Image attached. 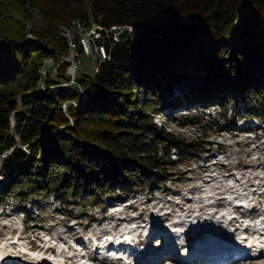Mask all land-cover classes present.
Instances as JSON below:
<instances>
[{
  "label": "trees",
  "instance_id": "trees-1",
  "mask_svg": "<svg viewBox=\"0 0 264 264\" xmlns=\"http://www.w3.org/2000/svg\"><path fill=\"white\" fill-rule=\"evenodd\" d=\"M73 19L134 29L66 85L67 61L57 78L44 68L69 50L59 24ZM168 96L224 111L243 101L264 117V0H0V197L103 206L157 187L191 158L148 115Z\"/></svg>",
  "mask_w": 264,
  "mask_h": 264
},
{
  "label": "rangeland",
  "instance_id": "rangeland-1",
  "mask_svg": "<svg viewBox=\"0 0 264 264\" xmlns=\"http://www.w3.org/2000/svg\"><path fill=\"white\" fill-rule=\"evenodd\" d=\"M32 21L39 26L44 24L37 12L32 16ZM78 21L82 20L61 22L60 33L65 35L63 31H71L70 35L73 38L71 24H77ZM29 25L27 22L26 27ZM93 27L94 24L91 28ZM27 36L40 38L36 32L35 34L29 32ZM90 51L92 52L88 50L87 55L78 57L80 64L77 77L95 73L93 64L97 54L96 50H93V53ZM60 52V58L55 60L56 64L60 63L62 56L69 57V50L66 51L68 55H64L63 50ZM74 52L72 50L71 54H75ZM49 64L48 58L45 60L44 70ZM48 69L50 74L57 78L56 68ZM43 83L44 80L42 85ZM65 84L75 83L71 81ZM153 95L154 93H150L149 97ZM250 99L249 103L255 97ZM167 100L172 101L171 104L164 102L155 108H148V115L159 131L171 132L183 150L188 151V155H184L191 158L165 173L163 178H159L157 187L138 188L129 196L131 198L129 202L119 201L118 198L111 201L108 196H105L103 206L96 201L93 204H84L75 197H69L64 202L53 192H47L46 197L39 203L35 201L34 194H31L26 202L16 195H3L0 197V261L44 264L42 260L44 257L51 260V263L46 264H62V255L68 253L63 251L71 250L70 243L84 241L85 244L89 238L100 239L117 232L126 239L127 234L134 237L140 231L150 232V225L147 223L144 225V218L150 217L152 212L154 215L159 211L167 212L171 220L169 219L166 225H169L171 230L173 228L181 230L187 219L194 224L196 220L210 216L212 205L205 208L202 204H208L206 202L210 201L222 202L219 197L222 194H226L233 202L250 203L248 195L252 192L253 184L264 181V117L249 118L243 101H240L238 106L235 103L229 104L228 110L224 111L217 105L198 109L195 101L191 104H185L184 100L182 103H176L171 96L166 97ZM251 108L255 110L254 103ZM248 126L251 129H245ZM178 152V148H172L173 160L178 159ZM6 180L7 176L0 174V190ZM147 199L150 200L148 203ZM83 209H86L88 214L83 212ZM142 212V218H138ZM224 212L221 219L229 220L231 209L228 208ZM83 213L89 216L82 215ZM260 221L264 224V219ZM137 223L140 224L139 227ZM133 227L137 230L130 231ZM37 235L44 240L41 242ZM32 237H37L38 240L34 241ZM39 241L45 248L40 247L32 252L35 257H17L21 253L20 250H24L23 246L32 245L35 249ZM261 242H264V238ZM49 246L55 248L47 249ZM77 253L70 252L80 259L82 255ZM89 262L86 258L81 261L82 264H90ZM162 262L159 264L171 261ZM234 263L243 264L242 261L228 262Z\"/></svg>",
  "mask_w": 264,
  "mask_h": 264
},
{
  "label": "built area",
  "instance_id": "built-area-1",
  "mask_svg": "<svg viewBox=\"0 0 264 264\" xmlns=\"http://www.w3.org/2000/svg\"><path fill=\"white\" fill-rule=\"evenodd\" d=\"M94 24V27L91 26ZM114 27L105 28L104 26L92 22L88 23L87 21H78L77 24H71V30L73 33V38L70 35L71 31H63L64 36H66L68 40L69 46V57L62 56L60 59V63L68 62V67L66 70L67 75L70 77V82L75 81L76 74V66L79 63L78 57L87 53L88 50H102L105 52V56L107 57V42L111 41H121L122 38L119 36V32L115 31ZM92 30V32H90ZM112 39V40H110ZM114 42V43H115ZM72 43V45H71ZM82 49V52L78 50ZM75 51V54H71V51ZM64 55H68L66 51H64ZM50 59V64L48 65L50 68H56L60 65V63L56 64L55 59L52 57Z\"/></svg>",
  "mask_w": 264,
  "mask_h": 264
},
{
  "label": "bare ground",
  "instance_id": "bare-ground-1",
  "mask_svg": "<svg viewBox=\"0 0 264 264\" xmlns=\"http://www.w3.org/2000/svg\"><path fill=\"white\" fill-rule=\"evenodd\" d=\"M73 24H76V23H73ZM65 27V26H64ZM69 27V26H68ZM91 52V51H90ZM93 53V50L92 52ZM96 58L98 57H105V52H103L102 50H96ZM84 55H87V53H84ZM89 55V54H88ZM92 55V54H91ZM90 55V56H91ZM92 57V56H91ZM93 59V58H92ZM94 60V59H93ZM80 61V60H79ZM95 62V60H94ZM79 64L80 62L77 64L76 66V74H77V69L79 67ZM94 65V64H93ZM76 74H75V78H76ZM150 200L147 199V203L149 202ZM212 203H209L208 204H202V207H208L209 205H211ZM147 208V207H146ZM157 213V212H156ZM162 213V214H161ZM216 213L215 211H211L209 214L210 216H205L203 219H200V220H196V222H194V225H193V229H196V228H201V227H208L209 229L213 230L215 233L217 234H220L221 233V230H220V227L219 225H215L214 221H211L213 219H216L217 221H219L223 227L224 230H227L228 229H232L231 228V222L229 220H224V219H221V215L219 216H216ZM161 214V215H160ZM194 215V214H193ZM143 216V212H142V215L139 216V218H142ZM191 216V215H190ZM168 217L169 215L167 214V212H162V211H159L158 214L154 215L153 212L151 213V216L148 217L147 219L149 220L148 223L150 224L151 226V229H150V232H152L154 229L158 230V232L161 233V236L159 237L161 240L159 241V245L154 247L151 243L148 244L147 246V251L149 253H151L154 257H158L159 255V251L161 250H164L166 248V242L168 241H171L172 240V236L173 234L170 232L171 231V227L169 225H165L163 224V220H168ZM189 218V216L187 217ZM146 219V220H147ZM145 220V221H146ZM188 221L187 222H190L189 219H187ZM186 222V221H185ZM208 222H211L208 224ZM207 223V224H205ZM213 224V225H212ZM144 225H145V222H144ZM140 224L137 223V227H139ZM119 227V226H117ZM192 228V226H191ZM116 229V228H115ZM137 230V228L133 227L130 231H135ZM145 232V231H144ZM157 232V231H156ZM227 234V233H226ZM141 234H139L138 236L140 237ZM229 237V236H228ZM114 238V236H113ZM112 238V239H113ZM127 238L128 240L130 241V239L132 240V235H129L127 234ZM216 239V243H214L215 245L219 244V239L218 238H214ZM213 241V240H212ZM259 245H261L260 243L261 242H258ZM252 243H248V247L251 245ZM217 249H219V247H216ZM43 262L44 264L46 263H51L50 261V258L48 259H45L43 257ZM162 260L161 259H158V261L155 263V264H159ZM148 262V261H147ZM163 263V262H161ZM60 264V263H59ZM166 264H174L172 262L170 263H166ZM236 264V263H234ZM244 264H264V253H261L258 257H255L253 259H250L248 261H246Z\"/></svg>",
  "mask_w": 264,
  "mask_h": 264
},
{
  "label": "water",
  "instance_id": "water-1",
  "mask_svg": "<svg viewBox=\"0 0 264 264\" xmlns=\"http://www.w3.org/2000/svg\"><path fill=\"white\" fill-rule=\"evenodd\" d=\"M133 29L134 28H132V26H129V25L125 27L116 26L114 28L115 31L119 32V36L122 38L128 37Z\"/></svg>",
  "mask_w": 264,
  "mask_h": 264
}]
</instances>
